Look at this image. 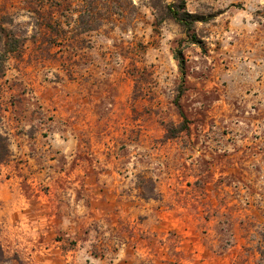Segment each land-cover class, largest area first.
Returning a JSON list of instances; mask_svg holds the SVG:
<instances>
[{
	"label": "rangeland",
	"instance_id": "obj_1",
	"mask_svg": "<svg viewBox=\"0 0 264 264\" xmlns=\"http://www.w3.org/2000/svg\"><path fill=\"white\" fill-rule=\"evenodd\" d=\"M174 1L0 0V264H264V0Z\"/></svg>",
	"mask_w": 264,
	"mask_h": 264
},
{
	"label": "trees",
	"instance_id": "obj_2",
	"mask_svg": "<svg viewBox=\"0 0 264 264\" xmlns=\"http://www.w3.org/2000/svg\"><path fill=\"white\" fill-rule=\"evenodd\" d=\"M185 0H175L174 2L170 4H166L162 7V16L157 18V22L160 23L165 18H171L175 22H177L183 29H185L190 37V41L192 43H199L196 40V37L193 34H190L189 32L193 28L194 24L197 22H205L207 18L203 15H197L193 13H188L184 9ZM93 7L88 9L86 13L85 11H80L79 17H82L81 20H84L85 15L87 17H90L93 15ZM90 14V15H89ZM85 24V22H83ZM45 26L48 28H53L54 31H58L56 28H54V25L51 21H46ZM84 30H86L85 27H83ZM87 29H93V28H87ZM0 41H1V53H0V63L5 60L6 56L9 53L15 52L19 46L21 45L22 40L16 36L11 30H7L6 28L2 27L0 25ZM173 58L177 62V66L181 75V83L179 85V94L177 95V98L175 100V105L178 108L179 115L182 118L181 123L178 126L173 125H167L166 127V136L167 137H174L177 133L187 129V118L179 104V97L181 93L183 92V83L185 80V73H186V59L184 58L183 52L181 48L175 49L173 53ZM1 65V64H0ZM1 71V68H0ZM10 155V148L8 145V139L7 137L0 131V163L5 161ZM152 195L153 189L149 190ZM147 193L143 192V195H146ZM151 197V196H149ZM5 260V255L2 247L0 246V263H2Z\"/></svg>",
	"mask_w": 264,
	"mask_h": 264
}]
</instances>
